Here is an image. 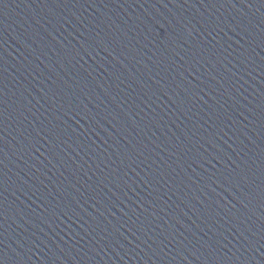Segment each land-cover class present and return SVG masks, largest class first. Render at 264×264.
Here are the masks:
<instances>
[{
    "label": "water",
    "instance_id": "water-1",
    "mask_svg": "<svg viewBox=\"0 0 264 264\" xmlns=\"http://www.w3.org/2000/svg\"><path fill=\"white\" fill-rule=\"evenodd\" d=\"M0 264H264V0H0Z\"/></svg>",
    "mask_w": 264,
    "mask_h": 264
}]
</instances>
